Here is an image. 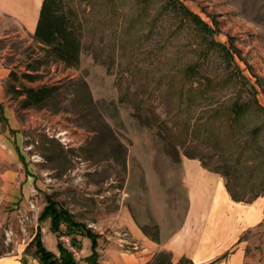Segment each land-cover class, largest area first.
<instances>
[{
	"label": "rangeland",
	"instance_id": "obj_1",
	"mask_svg": "<svg viewBox=\"0 0 264 264\" xmlns=\"http://www.w3.org/2000/svg\"><path fill=\"white\" fill-rule=\"evenodd\" d=\"M63 1L82 25L80 64H50L26 84L71 77L86 88L64 89L57 105L21 109L4 85L13 117L0 127V264H39L31 244L37 226L43 246L57 254L49 220L37 221L45 194L98 233L94 260L87 258L90 240L72 234L78 264H134L131 227L159 240V225L182 217L179 160L187 155L216 170L243 202L264 200V111H231L234 102L252 100L264 109V0H178L213 36L167 0ZM22 33L1 45L17 54L8 60L18 72L39 53ZM212 39L230 49L237 70ZM240 238L242 264H264V219Z\"/></svg>",
	"mask_w": 264,
	"mask_h": 264
},
{
	"label": "crops",
	"instance_id": "obj_2",
	"mask_svg": "<svg viewBox=\"0 0 264 264\" xmlns=\"http://www.w3.org/2000/svg\"><path fill=\"white\" fill-rule=\"evenodd\" d=\"M41 2L0 0V103L3 104L7 122L13 116L11 108L7 106L9 101L4 85L10 70L17 71V64L10 62L8 57L17 54L12 48L1 45L23 36L22 31L29 35V42L33 40ZM10 24H13V29L20 28L22 31L11 29ZM18 68L22 71L25 69L24 66ZM1 142L0 137V146L4 148ZM179 166L184 189L182 217L173 226L159 225V240H152L137 225L131 227L137 240L133 242L137 250L131 253L136 260L134 264L146 263L155 250L161 249L172 253L173 262L186 256L192 264H242L244 248L240 235L263 221L264 200L258 198L253 202H243L232 199L222 176L203 167L195 158H181ZM146 256L148 258L141 261ZM117 260L127 264L124 258Z\"/></svg>",
	"mask_w": 264,
	"mask_h": 264
},
{
	"label": "trees",
	"instance_id": "obj_3",
	"mask_svg": "<svg viewBox=\"0 0 264 264\" xmlns=\"http://www.w3.org/2000/svg\"><path fill=\"white\" fill-rule=\"evenodd\" d=\"M169 4L177 7L184 16H186L191 23L194 24L202 33L208 36L215 34V29L211 28L200 17L191 12L187 7L178 0H167ZM81 38H82V25L78 19L76 11L66 5L63 0H42L40 10L32 39L38 49L33 51L34 57L28 56V60L25 63V69L23 71H16L11 69L9 72V82L6 83V91L13 96L19 97V108H44L51 104L52 101H56V105L59 102V98L62 95V91L66 89L72 94L77 86L82 85L86 88V83L83 79L67 78L61 80L56 84H39L38 86H29L27 83L38 81L41 78V68L50 64L59 63L63 68H77L80 64V52H81ZM210 44L216 47L221 54L228 59L234 68L238 67L233 61V53L224 43L210 40ZM31 59V60H30ZM253 93L255 90L251 87ZM86 99L91 102V94L88 89H85ZM254 98V97H253ZM255 106L257 109L264 111L256 100L251 102L236 101L231 107V111L235 116H240L247 110ZM63 110L60 106L52 109L54 113ZM137 119H141L140 115L134 114ZM7 126V119L4 115L3 104L0 103V127L5 128ZM188 158H194L187 155ZM175 159V158H174ZM176 158L175 161H178ZM202 166H207L201 162ZM210 170L209 168H207ZM217 172L216 170H211ZM226 189L230 196L234 200H242L237 197L230 189L228 183H225ZM45 203L37 217L38 223L44 220H49V228L52 232L58 236L56 244L57 254L47 250L41 241L40 228L37 226L35 235L31 240V244L34 246V254L39 260V264H78L71 250L67 247L66 243L61 240L62 235L69 237V244L71 246L76 245L73 233L81 234L90 240L91 253L87 257L88 260H94L97 254V239L98 233L94 232L86 224L77 221L72 213L65 208L59 201H57L52 195L45 194ZM255 196L252 197L255 198ZM247 201V202H249ZM64 226V229H62ZM142 231L147 234L145 227H141ZM152 240H157V236ZM191 260L186 257H181L177 263H173L170 258V253L164 250L158 251L153 260L146 264H183ZM96 264V263H95Z\"/></svg>",
	"mask_w": 264,
	"mask_h": 264
},
{
	"label": "built area",
	"instance_id": "obj_4",
	"mask_svg": "<svg viewBox=\"0 0 264 264\" xmlns=\"http://www.w3.org/2000/svg\"><path fill=\"white\" fill-rule=\"evenodd\" d=\"M63 144L67 143L68 140L66 141L65 138L60 140ZM123 236H126L127 233H122ZM64 242L66 243L67 247L71 250L73 255L78 256V253L76 252L75 248L69 244V239L67 237L64 238Z\"/></svg>",
	"mask_w": 264,
	"mask_h": 264
},
{
	"label": "bare ground",
	"instance_id": "obj_5",
	"mask_svg": "<svg viewBox=\"0 0 264 264\" xmlns=\"http://www.w3.org/2000/svg\"><path fill=\"white\" fill-rule=\"evenodd\" d=\"M130 264V263H129Z\"/></svg>",
	"mask_w": 264,
	"mask_h": 264
}]
</instances>
